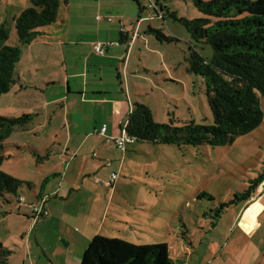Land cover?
I'll list each match as a JSON object with an SVG mask.
<instances>
[{
	"label": "rangeland",
	"instance_id": "1",
	"mask_svg": "<svg viewBox=\"0 0 264 264\" xmlns=\"http://www.w3.org/2000/svg\"><path fill=\"white\" fill-rule=\"evenodd\" d=\"M139 1L143 7L141 11L135 0H67L66 4L61 1L57 20L38 28L41 36L37 41L42 47L47 46L52 41L57 42L69 29L67 38L78 43L69 46L72 52L89 37L83 33L95 31V25L100 23L97 16H111L118 28L120 23L126 30L136 28L140 37L135 42L125 74L131 78L133 102L149 107L154 120L160 124L169 122L170 117L175 126L187 125L189 121L212 124L205 81L187 70L193 41L181 22V19L203 17V13L193 0ZM30 6V0H0V24L5 23L9 29L6 45H19L13 18ZM148 15L149 19L144 18ZM148 27L174 40L159 41ZM96 43L112 45L110 40ZM197 50L205 58L212 56V47L208 44L199 45ZM71 52L68 61L75 62L72 59L75 54ZM52 53L57 61L53 50ZM29 64V51L24 50L16 75L20 73L28 79ZM40 66V70H31L33 77H45L49 69L54 76L62 74L56 64L50 66L43 62ZM25 89L19 92L18 83H15L0 96V115L18 117L27 113L23 108L39 106L44 99L57 94L56 89L44 93L35 90L37 94L33 88ZM262 102L264 112V99ZM52 107L55 109V105ZM40 112L38 115L35 111L33 119L43 120L45 111ZM55 126L37 130L26 126L15 128L4 140L0 171L30 185L23 184L16 195L5 194L0 199L1 239L6 236L5 225L18 229L22 220L17 217L21 215L25 219L23 212L32 210L35 204L31 197L33 185L40 186L43 182L39 175L42 172L51 175L52 170L63 171L64 162L59 163L61 158L57 154L65 133ZM50 146L53 152H49ZM124 148L125 157L118 161L123 169L117 167L114 172L117 179L112 201V205L121 208L122 217L111 228L109 213L96 234L133 240L135 244H166L174 264H264V214L261 227L251 236L234 223L242 205L249 202L236 201L235 195L240 196L253 179L264 173V123L219 146L134 142L125 144ZM107 189L110 192L112 188ZM261 197L264 204V194ZM233 201L235 204H231ZM225 203L228 206L221 208ZM131 207L136 210L130 211ZM126 210L128 214H124ZM81 229L78 224L73 226L75 233ZM95 230V227L91 229V233Z\"/></svg>",
	"mask_w": 264,
	"mask_h": 264
},
{
	"label": "crops",
	"instance_id": "2",
	"mask_svg": "<svg viewBox=\"0 0 264 264\" xmlns=\"http://www.w3.org/2000/svg\"><path fill=\"white\" fill-rule=\"evenodd\" d=\"M99 10L103 11L102 8ZM108 17L111 16H99L97 20L100 23L95 25V31L83 33L89 37L82 40L84 43L80 44L81 47H74L72 59L75 62L68 61L71 52L69 46L78 45L67 38L69 29L60 35L57 42L52 41L47 46L42 47L37 38L21 47V57L24 50L29 51V77L26 79L20 73H15L12 86L18 83L19 92L26 87L33 88L35 94L37 90L44 93L53 89L57 93L44 99L39 106L23 108L32 115L35 111H38V115L41 110L45 111L43 120L33 119L26 127L30 130L52 125L61 128L65 135L64 141L58 144L60 152L57 155L61 158L59 163L64 162V168L62 172L52 170L51 175L50 172H42L39 179L43 182L40 186L33 185L31 197L35 203L43 200L45 214L42 217L33 221L32 210L25 211V219L21 215L17 217L22 220L18 229L5 225L6 236L0 241L7 253L0 255V261L3 259L7 264H80L85 248L104 225L109 213L108 225L111 228L122 217L119 214L121 208L112 205L113 186L116 183L110 185L109 182L117 167L123 169V164L118 165V161L125 157L123 150L115 145V139L121 134L129 110L138 102L132 100L131 78L125 74L135 42L140 37L136 28L134 31L126 30L121 23L118 28L114 19L109 21ZM121 31L125 34L122 35ZM107 40L112 45L106 47L103 54L96 53L94 44ZM52 50L57 61L51 56ZM43 62L50 66L56 64L62 74L54 76L49 69L47 76L33 77L31 70H40ZM54 105L55 109L52 107ZM263 123L264 112L260 125ZM103 125L105 131L101 134ZM50 151H54L53 146H50ZM107 187L112 188L110 192ZM263 194L264 179L249 202L242 205L235 215V226L247 236L253 235L261 227ZM123 212L129 213L128 210ZM76 224L82 227L77 233L73 231ZM94 227L96 230L91 233Z\"/></svg>",
	"mask_w": 264,
	"mask_h": 264
},
{
	"label": "trees",
	"instance_id": "3",
	"mask_svg": "<svg viewBox=\"0 0 264 264\" xmlns=\"http://www.w3.org/2000/svg\"><path fill=\"white\" fill-rule=\"evenodd\" d=\"M61 1L30 0L31 6L14 16L19 45H6L9 29L0 24V96L7 93L15 81V67L21 57V47L40 35L39 27L57 20ZM203 17L181 19L193 41L187 58L188 72L201 76L212 114V124L187 122L184 126L154 120L146 105L135 102L129 110L122 130L134 142L191 143L223 145L235 137L256 129L263 119L264 99V0H193ZM139 10L143 7L135 0ZM159 41H172L160 30L151 29ZM124 35V32H120ZM212 47L211 58L203 57L199 45ZM33 119L29 113L18 117L0 115V164L4 157V140L15 129L23 128ZM264 179L261 173L253 179L236 201H249ZM30 185L0 171V199L5 194H17L23 185ZM231 202V204H233ZM238 203V202H237ZM235 204V203H234ZM228 206L222 204L221 208ZM7 253L0 241V255ZM0 264H7L2 259ZM80 264H174L166 244H135L121 238L94 235L85 248Z\"/></svg>",
	"mask_w": 264,
	"mask_h": 264
},
{
	"label": "built area",
	"instance_id": "4",
	"mask_svg": "<svg viewBox=\"0 0 264 264\" xmlns=\"http://www.w3.org/2000/svg\"><path fill=\"white\" fill-rule=\"evenodd\" d=\"M149 8L152 9V2H150ZM96 18L99 19V16H97ZM145 18L149 19L150 15L146 16ZM108 20L109 21L112 20V17H108ZM106 47H107V45H105L103 43L102 44L101 43H95L93 46V49L96 53L103 54L104 49ZM104 131H105V125H103V127L101 129V134H103ZM131 141L132 140L127 136L126 132L124 130H122L120 136L115 139V144L119 149H122L124 151L125 150V148H124L125 144L129 143ZM110 178H111V180L109 183H110V185H112L115 182V180L117 179V174L112 173ZM43 214H45V210L43 209V200L37 201L34 205H32V218H33V220H37L40 217H42Z\"/></svg>",
	"mask_w": 264,
	"mask_h": 264
}]
</instances>
